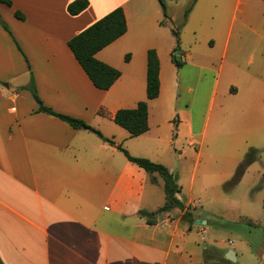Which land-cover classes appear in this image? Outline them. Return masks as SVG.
Wrapping results in <instances>:
<instances>
[{"label": "crops", "instance_id": "0c3cea01", "mask_svg": "<svg viewBox=\"0 0 264 264\" xmlns=\"http://www.w3.org/2000/svg\"><path fill=\"white\" fill-rule=\"evenodd\" d=\"M9 1L10 7L0 3V19L16 40L0 26L1 262L212 264V254L230 262L205 239L212 220L200 212L212 216L215 205L230 202L229 179L242 163L232 148L257 131L264 115V83L242 69L244 63L264 65V0H162L164 9L159 0H87L88 7L76 16L66 11L74 0ZM118 7L126 32L95 58L120 77L108 90H98L67 42ZM176 48L184 64L214 74L211 105L223 80L226 94H245L238 101L248 110H217L209 138L206 127L196 134L190 127L180 137L174 115L184 111L173 110L181 86L172 73ZM148 50L159 62V94L153 100L146 99ZM31 79L43 106L82 121L113 144L38 111L27 89ZM144 100L148 131L132 138L113 116ZM231 117L246 121L236 138L226 130ZM118 146L174 175L177 198L191 212L192 223L176 208L152 215V224L139 215L163 206V182L129 162ZM258 160L242 171L235 187L251 171L248 190L260 193L264 202V160ZM227 165L233 166L230 173ZM256 253L264 259V243Z\"/></svg>", "mask_w": 264, "mask_h": 264}, {"label": "rangeland", "instance_id": "374dc122", "mask_svg": "<svg viewBox=\"0 0 264 264\" xmlns=\"http://www.w3.org/2000/svg\"><path fill=\"white\" fill-rule=\"evenodd\" d=\"M239 9L241 10L242 7H239ZM236 16L238 19L240 18L239 13H237ZM4 25L6 32L13 42L16 43V40L9 32L8 26L5 23ZM178 52L179 49L176 48L172 54L179 62V66L174 65L173 62L171 65L174 77L178 78L176 79V83L181 85L180 89L179 86L176 88L173 97L174 99L178 97V100H174L173 110L184 111L181 117H179L177 113L174 115V117L179 120L178 128L181 131L180 137L182 136L181 134L185 137L190 127L194 134L201 133L206 127L207 138H209L212 132V126L215 124L214 118L217 110H224L225 108L226 110H248L247 107L242 108L243 101H238V99L244 97L245 94L243 92L238 96L226 94L225 88L228 81L223 80L219 84L217 95L213 99L211 105L214 74L207 70L195 69L187 66V64L178 60L180 57ZM243 65L242 69L245 72L251 73V75L258 78L260 82L264 83V65L257 66L254 64L246 66L245 63ZM238 85L240 86L241 84ZM256 93L258 95L257 91ZM231 120L232 121L228 122L226 130L229 131L230 129L233 131L234 138H236V135L239 134L236 131L239 128H244L246 126V121L238 117L234 120L232 118ZM250 138L251 140L249 141L248 139ZM249 143H252L254 146H249ZM238 144L239 145L236 143L234 144L232 152L234 155L239 152L240 160H242L241 165L244 163L250 151V147L258 149L256 157L259 158V160L257 164L264 160V115L258 121L257 131L246 134V139H242ZM192 150L194 149L192 148ZM251 163L252 162H246L243 165L245 166L244 169L246 167L248 168ZM257 166L258 165H255L254 168L256 169ZM232 168L233 166L228 169L227 165V173H230ZM238 172L239 167L236 171L235 169L232 170L229 179L230 183L228 186L230 188H227V190L230 191L233 187L231 192L227 193L230 202L224 205H215L214 210H212V216H209L208 213L204 211L200 212L203 216L207 215V217L212 220V227L204 234L205 239L212 241V246L217 249L218 256L226 257L230 251H233L236 258L233 262H228L227 264H264V259L261 260L256 253V248L264 243L263 196L257 191L248 190L247 182L253 178V176L248 175L251 171L245 175L241 184L236 188L235 185L239 179V175L242 174ZM182 193L188 197V194H190L188 185L184 184ZM253 201H255L254 204H252ZM248 215L249 217H247ZM229 242H232V244ZM215 258L216 256L212 254V264H221V262L216 263L217 260Z\"/></svg>", "mask_w": 264, "mask_h": 264}, {"label": "trees", "instance_id": "16d2710c", "mask_svg": "<svg viewBox=\"0 0 264 264\" xmlns=\"http://www.w3.org/2000/svg\"><path fill=\"white\" fill-rule=\"evenodd\" d=\"M162 8L164 9L163 1L159 0ZM0 3L10 7L11 2L9 0H0ZM88 7L87 0H74L67 5L66 11L71 16H76ZM190 8L185 12V16ZM14 16L23 20V16L20 12H15ZM1 27L6 31L4 23L0 20ZM126 32V21L122 8L118 7L82 32L71 38L67 42V46L73 54L76 61L79 63L83 71L88 76L92 85L98 90H108L120 77V72L110 67L95 58L96 53L114 42ZM176 43L178 44L177 31L172 32ZM175 51V50H174ZM174 65L179 66V62L175 56H171ZM128 60V56L125 57V61ZM159 62L154 50H148L146 53V99L153 100L158 97L159 94ZM28 91L32 95L33 99L39 105L38 111L46 112L50 115L56 116L62 121L68 123L74 129H86L96 134L103 141L113 144L112 141L104 138L98 131L87 126L82 121L70 118L68 116L56 114L49 108L43 106L39 98L37 97L33 80H30V84L27 87ZM148 111L147 102L140 101L132 109H119L113 116V122L124 129L130 137H137L148 131ZM125 156V158L135 164L138 168L142 169L146 174L158 175L163 182V192L165 196V202L162 207L156 210L153 214L146 211H139V215L146 217V222L152 224V220L149 218L152 215L159 213H166L172 209H179L184 211L182 214V220L185 222H193V217L190 211L186 210L184 204L177 198V194L180 192V186L176 183V178L168 169L159 163H154L145 158L132 157L126 150L117 147ZM257 151L251 149L246 156V159L239 167V174L242 173L246 162H252L256 157ZM221 264H227L228 262L222 258ZM0 264H3L0 260Z\"/></svg>", "mask_w": 264, "mask_h": 264}, {"label": "water", "instance_id": "95a60500", "mask_svg": "<svg viewBox=\"0 0 264 264\" xmlns=\"http://www.w3.org/2000/svg\"><path fill=\"white\" fill-rule=\"evenodd\" d=\"M178 55H179V52H178ZM180 58H178V60H179ZM197 224H199L200 222H196ZM228 261H230V262H233L234 261V254H233V252H229L227 255H226V257H225Z\"/></svg>", "mask_w": 264, "mask_h": 264}]
</instances>
